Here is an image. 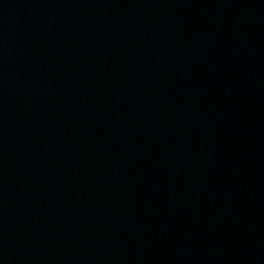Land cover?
<instances>
[{"label":"water","instance_id":"1","mask_svg":"<svg viewBox=\"0 0 264 264\" xmlns=\"http://www.w3.org/2000/svg\"><path fill=\"white\" fill-rule=\"evenodd\" d=\"M0 264H264V0H0Z\"/></svg>","mask_w":264,"mask_h":264}]
</instances>
